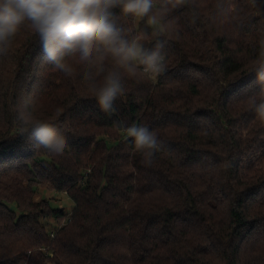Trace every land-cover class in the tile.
Segmentation results:
<instances>
[{
  "label": "trees",
  "instance_id": "16d2710c",
  "mask_svg": "<svg viewBox=\"0 0 264 264\" xmlns=\"http://www.w3.org/2000/svg\"><path fill=\"white\" fill-rule=\"evenodd\" d=\"M121 22L163 44L166 71L126 79L111 115L27 29L0 54V264H264V122L249 99L264 0H185L154 27ZM22 97L63 155L20 134ZM117 122L156 132L151 166ZM39 186L66 192L71 213L36 201Z\"/></svg>",
  "mask_w": 264,
  "mask_h": 264
},
{
  "label": "clouds",
  "instance_id": "9594fccd",
  "mask_svg": "<svg viewBox=\"0 0 264 264\" xmlns=\"http://www.w3.org/2000/svg\"><path fill=\"white\" fill-rule=\"evenodd\" d=\"M185 0H0V54L9 52L27 29L37 39L45 60L66 77H80L100 110L116 112L115 101L125 94V80L155 77L166 71L163 44L146 46L143 35H133L122 18L160 24ZM146 34V33H145ZM253 70L259 99L250 97L251 110L264 122V40ZM20 134L35 149L61 156L66 140L36 115L30 100L17 104ZM130 138L142 163L151 166L163 147L155 131L145 125L117 122Z\"/></svg>",
  "mask_w": 264,
  "mask_h": 264
},
{
  "label": "rangeland",
  "instance_id": "374dc122",
  "mask_svg": "<svg viewBox=\"0 0 264 264\" xmlns=\"http://www.w3.org/2000/svg\"><path fill=\"white\" fill-rule=\"evenodd\" d=\"M34 199L36 201L47 199L51 202L52 206L63 209L66 215L70 214L74 207V202L66 192H58L54 189L46 188L44 186H39L37 188V193ZM54 222L55 221H52L51 223ZM61 224H63V222H61Z\"/></svg>",
  "mask_w": 264,
  "mask_h": 264
}]
</instances>
